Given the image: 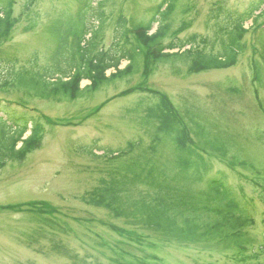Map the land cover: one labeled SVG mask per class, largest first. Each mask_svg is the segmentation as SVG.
I'll return each mask as SVG.
<instances>
[{
  "label": "rangeland",
  "instance_id": "1",
  "mask_svg": "<svg viewBox=\"0 0 264 264\" xmlns=\"http://www.w3.org/2000/svg\"><path fill=\"white\" fill-rule=\"evenodd\" d=\"M86 1L35 0L23 12L25 0H0V6H10L14 20L0 38V66L28 69L34 55L44 65L57 30L62 33ZM99 1L103 16L89 27L99 25L98 47L107 49L118 14L130 29L148 20L162 0L93 4ZM256 1L166 0L174 3L168 33L184 23L175 37L198 35L206 40L205 51L216 54L230 34L240 31L224 28L227 15L242 14ZM243 29L242 52L228 70L192 74L188 62L177 59L147 74L149 56L144 54L137 72L74 101H44L0 87V101L36 115L43 133L23 159L0 168V264H238L220 238L179 241L151 226L145 229L146 215H175L183 227L188 215H198L185 210L188 203L201 208L203 193L218 181L237 199L241 219L252 220L245 226L251 258L240 264H264L259 248L264 204L258 198H264V5ZM86 85L81 82V88ZM161 96L177 114L167 128L150 116ZM131 142L129 152L121 154ZM112 185L116 190L106 199H114L111 207L122 211L118 216L85 200L88 193ZM30 203L39 204L26 206ZM41 203L50 215L39 211Z\"/></svg>",
  "mask_w": 264,
  "mask_h": 264
},
{
  "label": "trees",
  "instance_id": "2",
  "mask_svg": "<svg viewBox=\"0 0 264 264\" xmlns=\"http://www.w3.org/2000/svg\"><path fill=\"white\" fill-rule=\"evenodd\" d=\"M34 2L35 0H25L23 12L28 11ZM93 2L94 0H87L75 14H72V21L66 24L62 33L59 29L57 30L56 46L51 51V55H48L49 61L44 65H40L37 55H34L27 62L28 69L21 67L16 70L14 66L12 69L0 67V87L6 86L9 89L20 90L23 94L28 93L33 98L44 101L58 102L63 99L74 101L98 91L104 84L137 72L139 59L144 54L149 56L145 68L147 74L155 70L158 65L177 59L186 60L187 71L192 74L209 70H226L236 64L242 52L240 40L246 32L243 29L244 23L264 5V0H257L242 14L234 17L227 15L225 19L227 25L224 28L230 30V27L236 26L240 31H235V35L231 38L230 34L228 41L221 43V52L213 54L211 51H205L206 40L198 35H192L186 40L175 37L184 23L172 33H168L170 25L167 18L173 11L174 3H168L166 0H162L156 6L148 20L136 23L130 29L126 28L125 16L118 14L113 28V44L107 49L98 47L100 27L98 25L91 30L89 26H94L93 20L96 17L101 19L103 12L100 11V1L94 4ZM13 23L14 20L10 21V6L1 5L0 38H4L9 33ZM221 30L219 29L218 32ZM171 34H174V37L164 44L165 39ZM186 46L189 48L181 51ZM174 49L178 51L170 53ZM122 62H126L127 65L119 69ZM108 70L113 72L107 76ZM82 81H88L89 84L81 88ZM159 98L161 99L159 108L150 113V116L156 123L160 122L162 127L167 128L168 122L175 121V114L166 98L164 96ZM28 129L30 134L24 137ZM42 134L36 115L30 114L25 109L16 110L10 102L0 101V168L10 161L23 159L36 145L38 146ZM133 144L129 143L127 149L121 154L129 152ZM176 144L182 146L184 143L177 138ZM115 190L114 185L97 189L93 193H88L85 200H89L88 203L100 204L101 207L112 210L118 216L122 211L111 207L114 199H106ZM109 192L111 193L107 195ZM203 194L205 203H202L201 208L193 203H188L185 207L188 213L197 212L198 215H188L189 218L184 219L183 227L176 224L175 215H146L145 229L151 226L149 229L159 232L167 239L175 237L179 241L203 239L210 242L220 238L235 252V255L231 257L238 264L245 261V258L250 259L248 247L252 240L245 226L248 223L251 224L252 220L241 219L238 201L232 192L218 181ZM95 197L98 200H95ZM258 198L264 204L263 196L259 195ZM38 204L30 203L26 206ZM40 206L42 209L39 211L50 215L47 213L49 210L47 204L41 203ZM131 216L135 217V215ZM137 221L135 222L138 223ZM259 248L264 255V239ZM252 257L256 258L257 254H253Z\"/></svg>",
  "mask_w": 264,
  "mask_h": 264
}]
</instances>
